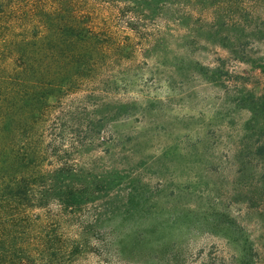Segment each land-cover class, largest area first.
<instances>
[{
    "label": "rangeland",
    "instance_id": "374dc122",
    "mask_svg": "<svg viewBox=\"0 0 264 264\" xmlns=\"http://www.w3.org/2000/svg\"><path fill=\"white\" fill-rule=\"evenodd\" d=\"M91 1L114 38L129 34L123 3ZM161 6L155 19L133 6L137 47L100 73L103 113L82 119L71 157L92 189L78 217L92 246L126 253L74 264H204L215 249L264 264V0Z\"/></svg>",
    "mask_w": 264,
    "mask_h": 264
},
{
    "label": "trees",
    "instance_id": "16d2710c",
    "mask_svg": "<svg viewBox=\"0 0 264 264\" xmlns=\"http://www.w3.org/2000/svg\"><path fill=\"white\" fill-rule=\"evenodd\" d=\"M163 2L173 0H100L129 10H119L129 34L118 41L91 0H0V264L124 257V247L99 237L92 246L99 234L78 220L92 189L71 157L83 151L74 139L82 119L101 112L109 93L100 73L137 47L133 6L155 19ZM78 98L97 110L76 106ZM206 256L204 264H227L216 249Z\"/></svg>",
    "mask_w": 264,
    "mask_h": 264
}]
</instances>
